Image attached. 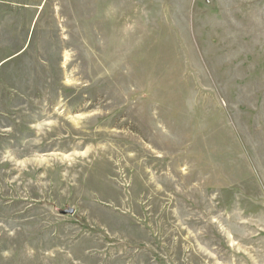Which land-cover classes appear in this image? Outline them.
I'll list each match as a JSON object with an SVG mask.
<instances>
[{
    "label": "rangeland",
    "instance_id": "374dc122",
    "mask_svg": "<svg viewBox=\"0 0 264 264\" xmlns=\"http://www.w3.org/2000/svg\"><path fill=\"white\" fill-rule=\"evenodd\" d=\"M0 264H264V0H0Z\"/></svg>",
    "mask_w": 264,
    "mask_h": 264
},
{
    "label": "water",
    "instance_id": "95a60500",
    "mask_svg": "<svg viewBox=\"0 0 264 264\" xmlns=\"http://www.w3.org/2000/svg\"><path fill=\"white\" fill-rule=\"evenodd\" d=\"M74 212H75L74 208H69L61 211V213L64 215L73 214Z\"/></svg>",
    "mask_w": 264,
    "mask_h": 264
},
{
    "label": "bare ground",
    "instance_id": "6f19581e",
    "mask_svg": "<svg viewBox=\"0 0 264 264\" xmlns=\"http://www.w3.org/2000/svg\"><path fill=\"white\" fill-rule=\"evenodd\" d=\"M159 178V177H158Z\"/></svg>",
    "mask_w": 264,
    "mask_h": 264
}]
</instances>
